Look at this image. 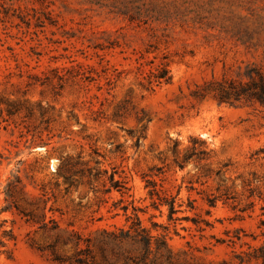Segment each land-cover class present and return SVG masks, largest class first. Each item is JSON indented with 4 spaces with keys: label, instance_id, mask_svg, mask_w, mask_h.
<instances>
[{
    "label": "rangeland",
    "instance_id": "374dc122",
    "mask_svg": "<svg viewBox=\"0 0 264 264\" xmlns=\"http://www.w3.org/2000/svg\"><path fill=\"white\" fill-rule=\"evenodd\" d=\"M160 63L170 82L146 88ZM247 65L264 66V0H0V264H57L50 248L135 214L175 253L236 264L263 239L264 105L199 93Z\"/></svg>",
    "mask_w": 264,
    "mask_h": 264
},
{
    "label": "trees",
    "instance_id": "16d2710c",
    "mask_svg": "<svg viewBox=\"0 0 264 264\" xmlns=\"http://www.w3.org/2000/svg\"><path fill=\"white\" fill-rule=\"evenodd\" d=\"M147 73L146 88L151 87L153 84H167L171 80L169 69L165 63H160L153 71ZM243 75L245 77L244 81H212L207 87L202 88L199 95L203 96L210 93L220 103L235 104L240 101L256 100L264 105V66L247 65ZM120 115V110H116L114 118L117 119ZM135 117L137 123H140V131L143 133L146 123L141 124L142 116L136 115ZM189 140L192 143L198 141L201 145L205 144V140L200 137L189 136ZM173 153L174 162L179 168H183L187 161L201 159L206 151L204 149L196 150L192 146L181 159L176 156L175 152ZM65 172H69V169L65 168V164L62 163L58 168V173L64 174ZM15 182L18 183L19 179L16 178ZM11 185L12 183H8V187ZM148 186L155 187V182L146 178L145 187ZM153 191H155L154 188L150 194ZM6 196L10 197L11 194L6 192ZM162 199V203L168 205L169 219H172V215L177 211L174 207L175 197H162ZM213 199L207 200L208 205L214 206ZM128 220L131 222L126 227L101 230L97 244H92L90 239L86 240L83 248H80L76 244L77 250L71 257L57 256L52 248H50L51 260L57 264H112L113 261L117 264H232L226 260L218 262L193 261L191 258H187L184 253L182 255L175 253L168 245L164 236L151 235L141 225L136 214L133 217H127ZM49 221H53V219H49ZM258 227L261 228L260 235L263 239L256 246H249L250 250L235 254L234 257L237 259L236 264H244L250 261L264 264V219L260 220ZM1 243L4 245L3 241ZM29 245L33 246L31 243ZM93 246L98 250V254L93 250Z\"/></svg>",
    "mask_w": 264,
    "mask_h": 264
}]
</instances>
